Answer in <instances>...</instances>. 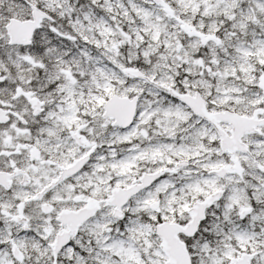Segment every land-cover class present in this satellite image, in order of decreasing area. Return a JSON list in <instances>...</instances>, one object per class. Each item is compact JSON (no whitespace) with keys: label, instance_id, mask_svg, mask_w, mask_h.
Returning a JSON list of instances; mask_svg holds the SVG:
<instances>
[{"label":"snow or ice","instance_id":"snow-or-ice-1","mask_svg":"<svg viewBox=\"0 0 264 264\" xmlns=\"http://www.w3.org/2000/svg\"><path fill=\"white\" fill-rule=\"evenodd\" d=\"M0 264H264V0H0Z\"/></svg>","mask_w":264,"mask_h":264}]
</instances>
